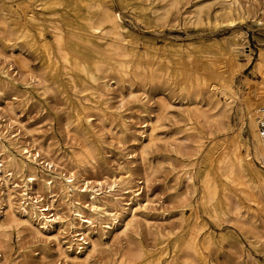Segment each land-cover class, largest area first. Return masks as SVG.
<instances>
[{
    "label": "bare ground",
    "instance_id": "obj_1",
    "mask_svg": "<svg viewBox=\"0 0 264 264\" xmlns=\"http://www.w3.org/2000/svg\"><path fill=\"white\" fill-rule=\"evenodd\" d=\"M143 1L118 3L121 10L143 12ZM162 1L163 13L152 14L155 21H161L175 4L173 0ZM33 3L44 13H34ZM227 4L230 13L233 6L236 10L243 7L241 0H227ZM194 44L169 43L170 58H164L165 45L144 41L141 48L111 0H0V125L6 129H0V236L10 229L33 228L44 242L56 243V264L59 260L89 264L98 248L95 235L103 239L120 227L128 230L140 213L147 215L151 210L166 219L170 214L167 205L150 202L149 177L144 175L135 182L136 163H122L118 174L97 180L81 171L84 157L103 159L105 135L120 145V153L127 149L122 138L130 140L137 152L131 151L128 157H135L137 163L149 159L159 140L161 122L175 107L161 98L155 114L150 112L151 95L159 89L174 90L179 96L177 110L185 123L184 136L172 147L175 158L164 162L175 180L189 190L187 197L178 196L184 217L165 264H209L213 235L206 233L201 238L206 225L199 207L213 220L225 222L233 215L250 227L244 202H257L258 194L264 191V138L259 129L264 118V52L260 51L255 64L260 79H246L242 89L234 75L240 52L237 43L227 51L204 56H195L191 51L197 49ZM16 49L22 52L16 54ZM25 53L41 65L33 68ZM183 54L187 62H181ZM172 60L178 62L173 72ZM20 82L24 90L19 89ZM134 84L143 91L141 95L133 90L129 93L140 110L139 118L147 123L141 125L146 128L142 131L129 120L127 96L118 95L120 102L112 103L116 88L132 89ZM32 93L46 100L50 96L62 99L63 113L70 116L75 132L85 137L84 150L68 160L70 169L41 145L22 141L28 129L15 104L29 108ZM236 105L238 124L234 128L230 113ZM95 121L101 122V130ZM218 135L224 137L216 163L219 176L207 167L198 186L197 166L201 159L213 160L211 151L217 146ZM207 140H211L208 151ZM164 162L150 164V171L156 172ZM186 209L192 211L190 216L183 214ZM154 229L158 238L155 248H143L137 254L123 248L110 264H162L165 251L160 256L152 252L162 250L175 233L158 226ZM60 235L66 240L62 242ZM1 248L0 244V252ZM0 264H5L3 253Z\"/></svg>",
    "mask_w": 264,
    "mask_h": 264
},
{
    "label": "rangeland",
    "instance_id": "obj_2",
    "mask_svg": "<svg viewBox=\"0 0 264 264\" xmlns=\"http://www.w3.org/2000/svg\"><path fill=\"white\" fill-rule=\"evenodd\" d=\"M111 1L116 10L122 15L124 26L136 35L141 48L144 41L148 44L165 45L164 58H170L172 52L169 49V43L185 46L195 43L194 47L197 49H191L195 56L224 52L228 50L231 44L237 43L240 52L237 58L238 63L235 67L236 72H234L235 83L244 89L246 79H260L255 71V64L259 58L260 51L264 52V0H241L242 9L236 10L234 9L236 7L233 6L231 13L228 12L229 5L227 0H173L175 2L174 6L161 21H155V17L152 14L154 11H157V14L163 13L162 6L165 3L162 0H144L143 12L121 10L118 0ZM31 6L37 15L44 13L35 3L31 4ZM46 14L48 13L46 12ZM190 18L193 19L191 20ZM49 39L53 41L52 36H49ZM14 51L16 54L22 52L18 49ZM25 54L28 55L27 53ZM28 58L33 68L41 65L39 61H35L34 56L28 55ZM186 59V55L183 54L181 62H187ZM172 61L171 67H173L171 71L173 72L178 62ZM22 85L23 83L20 82L18 87L24 90V85ZM131 90L138 92V95L143 93L137 84H134L132 89L129 86L118 87L115 94L112 95V103L117 105L120 102L118 95L127 96L126 107L128 111L126 113L131 117L129 118L131 124L136 123L137 127L140 128L141 125L147 123L144 119L139 118L140 110L135 100L129 97ZM32 95L34 99L29 108H22V106L15 104L19 119L29 130H27V135H24L25 131L22 132L24 135L22 141L34 142L37 146L41 145L54 160L62 164L66 169H70L68 160L79 155L84 150L85 137L75 132L70 122V116L63 113L62 99L50 96L46 100L36 93H32ZM161 98L175 107L172 109L171 114L161 122V128L158 130L159 140L155 147L151 149L148 160H141L137 163L135 157H128L129 153H132L131 151L137 152L130 140L122 138L126 146L124 147L127 149L120 153L117 149V146L119 147L120 145H117L110 135H105V144L102 146L103 159L101 160L98 156H94V159L93 157H84L81 171L85 177L97 180L113 173L118 174L122 163H136L133 169L135 182L147 175L150 180V202H154L156 205L159 202H163L170 210V214L165 219V217H160L153 210L147 215L139 212L138 221L128 230L120 227L116 233H108L107 236H103V239L95 235L94 238L97 239L98 248L92 255L89 264H110L120 257V252H122L123 248H126L130 254H137L143 248H155L158 238L154 228L157 226L169 229L175 234L166 242L162 250L153 251L152 253L160 256V253L162 254L165 251V255L161 257L162 264H165L169 256L172 255V247L180 234V227L184 217L180 213L183 203H180L178 196L181 198L187 197L189 190L183 182L175 180L164 161L169 158H175L172 147L177 145L183 138L185 123L178 114L179 96L174 90L164 92V90L159 89L154 92L151 95L152 110L150 112L153 115L155 114L154 111L158 109ZM1 105L5 106L6 103L3 101ZM237 114L238 108L236 105L232 107L230 113L234 128L238 124ZM94 124L97 125V130L103 128L99 121H95ZM0 129L6 131L5 127L1 125ZM144 129L146 128H140L139 130L142 131ZM244 136L248 137V134L244 133ZM210 142L211 140H207L205 143L207 151L210 149ZM215 142L217 146L215 150L211 151L215 154L213 160L210 162L206 159H201V164L197 166L195 181L198 186L200 184V176L207 167L211 168L216 176H219L216 163L222 150L220 144L224 142V137L218 135ZM160 162H164L162 167L152 173L150 164L157 165ZM136 185L135 183L134 189L138 188ZM199 193H201V190H199ZM258 195L259 200L257 202L247 200L244 202L249 210L246 219L251 222L250 227L237 220L233 215L227 218L225 222L213 220L203 212L201 207L198 208L199 215L206 225L202 231L201 238L206 233H212L213 235V246L207 257L209 264H212V262L214 264H218V262L220 264H264V191H260ZM157 207L160 210L159 205ZM183 214L190 216L192 211L186 209ZM144 219L150 222L151 228H149ZM33 230V228L26 230L20 227L19 229H10L6 234L0 236L2 247L0 255L2 253L5 255V264H56V243L44 242ZM59 237L62 242L66 240L63 239L64 236L62 235ZM81 246L83 247L84 245H80V248ZM80 248L79 250H81ZM57 264L67 263L64 260H59Z\"/></svg>",
    "mask_w": 264,
    "mask_h": 264
},
{
    "label": "built area",
    "instance_id": "obj_3",
    "mask_svg": "<svg viewBox=\"0 0 264 264\" xmlns=\"http://www.w3.org/2000/svg\"><path fill=\"white\" fill-rule=\"evenodd\" d=\"M259 129L262 137L264 138V118L260 121Z\"/></svg>",
    "mask_w": 264,
    "mask_h": 264
}]
</instances>
